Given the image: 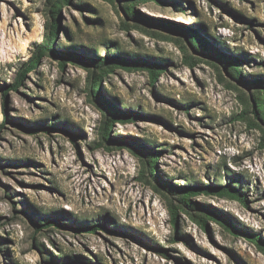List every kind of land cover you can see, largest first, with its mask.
<instances>
[{"label": "rangeland", "instance_id": "obj_1", "mask_svg": "<svg viewBox=\"0 0 264 264\" xmlns=\"http://www.w3.org/2000/svg\"><path fill=\"white\" fill-rule=\"evenodd\" d=\"M46 1L0 0V264H264V251L232 231L264 240V119L254 113L264 86L239 82L224 59L264 79V0H71L55 47L76 54L45 56L5 96L45 40ZM134 3L142 15L196 30L210 52L134 19L126 11ZM109 54L166 69L153 83L144 65L106 67L105 98L136 116L115 123L116 142L104 147V105L90 93L101 72L89 59ZM145 145L159 152L160 182L144 171ZM168 183H231L248 206L201 193L174 224L172 206L182 205ZM51 219L65 228L38 231ZM99 223L107 230L70 229Z\"/></svg>", "mask_w": 264, "mask_h": 264}, {"label": "trees", "instance_id": "obj_2", "mask_svg": "<svg viewBox=\"0 0 264 264\" xmlns=\"http://www.w3.org/2000/svg\"><path fill=\"white\" fill-rule=\"evenodd\" d=\"M139 0H131V2H137ZM148 1V0H143ZM71 2V0H47L46 1V7L48 11V23L46 26V34H45V40L43 43L38 47V49L35 51L34 56L31 57V59L24 63L23 66L19 69V72L17 74L15 83L10 85L8 89L4 90V95L7 96V93L10 90H18L21 85H23L26 77L29 73L35 71L38 66L40 65L41 60L53 53H60L62 55H75V52L72 51H64L61 52L55 47V42L57 41L58 37V30L60 27V14L61 10L65 5H68ZM126 11L128 14L133 17L134 19H140L147 23H151L153 25H158L161 27H169L176 29L178 33L184 34L186 37L189 38V41L193 44L194 47L201 49L202 51H209L206 48H210V43L207 40L202 41L196 34V30L189 29V28H181L176 27L172 23L160 21V20H154L152 18H149L145 15L140 14L136 10V4H130L126 7ZM177 42L181 45V48L185 53H187V47L185 43L181 40H177ZM213 49V48H212ZM212 51V50H211ZM214 54H217V50H213ZM210 52V51H209ZM210 55V54H206ZM190 61L193 60V57H188ZM225 61L228 63V68L230 69L231 75L233 77L237 78L239 82L244 84L247 87H253V86H264V79H253L250 77V75H244L241 68L237 66V64L240 62V60L237 57H225ZM93 65L99 68L100 74L95 72L93 74V77L91 79L90 83V93L91 95L102 105H104V111H105V119L103 121V125L101 127V137H102V144L104 147H107L106 144L115 143L111 136H112V129L117 122H124L125 120H131L136 116V114L131 113H124L120 112L113 103L109 102L105 96L104 92L102 91L101 82L104 79V75H107L109 72L113 71L112 69H107L106 67L111 64L116 63H123L125 65H144L150 70V75L152 77L153 83L157 79V77L161 74V71H164L166 69L165 66H162L161 64H158L156 62H153L151 60H139V59H130L128 57H123L120 55H111L109 54L106 58L102 59H89ZM109 68L112 66H108ZM254 100L256 102L254 113L257 114V116H261L264 119V98H262L260 95L254 96ZM6 106V105H5ZM50 130V129H48ZM72 140L76 141V137L72 136ZM144 144V143H143ZM149 144H153V142H149ZM147 146L148 143H147ZM144 154L146 156V163H144V171L150 174L152 177H154L157 181H161L159 178V175L157 173V164L158 160L160 158L159 152L156 150L150 149L149 147H145ZM167 187L168 190L178 195L179 197V203L182 206H172V214H173V222L174 224L177 223V215L179 212V209H183L184 207L196 210L195 204L192 202V197L197 194H213V195H219L221 197H228L233 200L241 202L243 205L248 206V199L245 194V191H243V188L239 186H235L231 183H227L224 186H218V187H196V186H181L176 185L174 183H168ZM201 206V205H200ZM210 208V209H209ZM206 210L213 214L215 213L216 209L213 207H206ZM200 224L207 229V222L208 219L204 218L202 216L198 217ZM229 225V224H228ZM57 227L59 229L65 228V226L60 223L57 219H51V220H45L41 224L38 225V231L43 230L47 227ZM230 226V225H229ZM72 231L82 232L87 231L90 233H95L96 231L100 230H107L106 226L104 224H89V225H82L77 228H70ZM236 234L244 235L248 238H250L254 243H256L263 251H264V240L261 239L260 235L257 234H250V233H244L240 230L233 229L232 230ZM116 233H122V231H115ZM160 253L164 256H167L168 254L165 252L160 251ZM74 261L65 260L63 264H72Z\"/></svg>", "mask_w": 264, "mask_h": 264}]
</instances>
